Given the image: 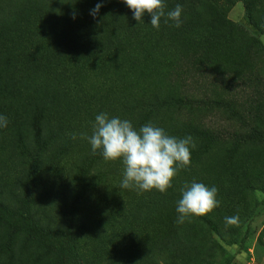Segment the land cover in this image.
<instances>
[{
	"label": "trees",
	"instance_id": "trees-1",
	"mask_svg": "<svg viewBox=\"0 0 264 264\" xmlns=\"http://www.w3.org/2000/svg\"><path fill=\"white\" fill-rule=\"evenodd\" d=\"M239 1L244 23L228 18L234 0H164L168 11L182 6L181 26L160 22L148 39L145 21L136 26L126 23L112 0H0V114L7 120L22 119L31 131L29 139L22 130L12 138L13 151L21 152L24 173L18 181L19 192L11 196L14 206L0 203V225L24 235L64 264H82L76 244L83 232L81 221L97 208L90 204L93 194L103 196L106 188L118 186L119 198L115 193L114 199L120 201L121 209H129L131 195H136L135 203L142 202L153 212L156 198L161 197L167 207L182 198L181 188L206 149L228 146L232 154L244 147L264 148L260 127L264 118L257 112V91L263 81L257 74H244L234 91L223 86L228 79L222 78L223 95L211 96L220 82L213 75L215 57L224 53L233 36L242 30L255 38L264 35L256 19L258 1ZM98 3L102 7L94 17L91 10ZM210 20L214 28L199 31ZM255 47L252 39L245 56ZM183 76L201 79L180 87L175 80ZM164 83L172 90L161 92ZM245 94L255 109L252 115L240 109L242 105L247 109L239 103ZM202 110L218 112L225 126L217 128L190 117ZM181 111L188 112L185 118ZM101 112L127 119L136 129L151 122L178 139L191 136L195 146L190 165L177 172L164 193L121 189V161H105L100 150L93 154L88 140L81 138L91 135ZM171 115L176 121L168 122ZM198 143L203 151L196 161ZM64 174L74 187L73 201L66 206L58 199L56 221L44 222L35 214L39 193ZM214 234L223 238V232Z\"/></svg>",
	"mask_w": 264,
	"mask_h": 264
},
{
	"label": "rangeland",
	"instance_id": "rangeland-1",
	"mask_svg": "<svg viewBox=\"0 0 264 264\" xmlns=\"http://www.w3.org/2000/svg\"><path fill=\"white\" fill-rule=\"evenodd\" d=\"M112 1L114 8L126 23L132 26L139 24L132 18V11L122 0ZM257 1L260 9L256 19L264 27V0ZM165 11L168 10L165 8ZM228 18L234 23H244L243 7L239 0H234ZM142 19L146 23L144 25L146 37L150 39L153 29L150 25L151 17L145 14ZM161 22L167 25L169 21L166 23L162 18ZM212 28L214 21L210 20L199 31L208 32ZM242 31L233 36L230 46L223 54L221 53V56L215 57L213 75L220 82L211 96L223 95L222 78L228 79L227 84L224 83L223 86L234 91L236 89L233 86H239V79L244 74H257L263 81V85L257 91V112L264 118V35L255 38L252 33ZM181 34L178 33V36ZM0 36L2 65L1 28ZM252 39L256 47L253 53L245 56L246 47ZM195 79H201V76L194 79L190 77L185 79L183 76L176 79L175 83L183 87L190 85ZM171 90V85L162 84L161 92ZM240 97L239 103H243L247 108L244 110L242 105L240 109L247 115H252L255 109L250 99L246 94ZM181 113L182 118H185V113L188 114L187 111H181L179 114ZM190 117L199 122H210L209 124L217 128L225 126L224 118L218 112L202 110L191 113ZM176 118L171 115L167 120L176 121ZM260 127L264 129V124L260 123ZM21 130L22 135L29 139L31 136L29 126L24 125L22 119L15 117L8 120L7 127L0 128V203L9 207L14 206L11 196L19 192L18 181L24 173L18 157L21 152L15 153L12 149V138ZM200 150L202 152L203 148L198 143L196 161ZM228 150V146L227 148L212 146L206 149L193 166L189 179L184 182L191 184L195 181L218 189L216 199L220 202L219 207L204 216L191 218V222L186 221L181 225L176 223L177 201L167 207L161 197L156 198L152 212L142 202L136 204L138 197L131 195L133 207L124 210L119 205L120 201L114 199L115 193L119 198L118 186L106 188L103 196L93 194L90 204H97V208L81 221L83 232L76 244L82 264H264V148L244 147L232 154ZM73 191L74 187L67 174L56 181L46 183L38 196L36 216L44 222L54 223L56 221L54 202L60 199L66 206H70ZM86 208L87 206L80 211L81 217L87 212ZM231 216H238L239 223L226 227L225 217ZM206 217L210 223L205 221ZM216 230L223 232L221 240L216 238L214 234ZM189 243H192L191 247H188ZM207 243L209 251L205 252ZM0 264L64 263L24 235L16 234L0 225Z\"/></svg>",
	"mask_w": 264,
	"mask_h": 264
},
{
	"label": "clouds",
	"instance_id": "clouds-1",
	"mask_svg": "<svg viewBox=\"0 0 264 264\" xmlns=\"http://www.w3.org/2000/svg\"><path fill=\"white\" fill-rule=\"evenodd\" d=\"M132 11V18L143 22L142 17H151L150 25L159 29L161 19L174 22V26H181L182 6L177 4L173 10L165 11L164 0H122ZM102 4L98 3L91 14L99 12ZM8 120L0 116V128L7 127ZM86 138L93 154L97 150L105 161L120 160L123 164V178L121 189H135L138 192L157 190L166 192L172 186L171 181L180 169L191 163V148L194 147L191 136L176 138L166 134L163 128L151 122L139 129L133 127L131 121L119 117H109L101 112L95 117L90 136ZM75 140L76 136L73 135ZM218 189L208 187L203 183L193 181L181 188L182 198L178 201L176 212L178 225L191 218L204 216L219 207L216 199ZM239 223L238 216L225 217V226H235Z\"/></svg>",
	"mask_w": 264,
	"mask_h": 264
}]
</instances>
